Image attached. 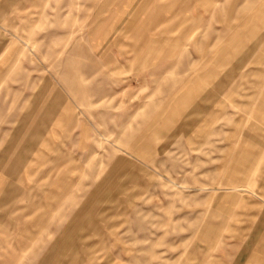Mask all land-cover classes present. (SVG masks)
<instances>
[{"label": "rangeland", "instance_id": "obj_1", "mask_svg": "<svg viewBox=\"0 0 264 264\" xmlns=\"http://www.w3.org/2000/svg\"><path fill=\"white\" fill-rule=\"evenodd\" d=\"M260 157L264 0H0V264H264Z\"/></svg>", "mask_w": 264, "mask_h": 264}, {"label": "crops", "instance_id": "obj_2", "mask_svg": "<svg viewBox=\"0 0 264 264\" xmlns=\"http://www.w3.org/2000/svg\"><path fill=\"white\" fill-rule=\"evenodd\" d=\"M63 120H64V116H63ZM59 122H60V124L62 123V118H61V120H60ZM258 144H259V143H258ZM260 147H261V146H260ZM260 158H261V157H260ZM263 159H264V158H261L260 161L263 162ZM64 228H65V231H66V230H67V229H66L67 227H62L61 229H64ZM63 232H64V231H63ZM64 236H65L64 234H60L58 240L64 238Z\"/></svg>", "mask_w": 264, "mask_h": 264}]
</instances>
